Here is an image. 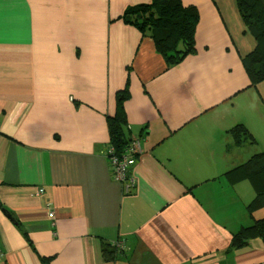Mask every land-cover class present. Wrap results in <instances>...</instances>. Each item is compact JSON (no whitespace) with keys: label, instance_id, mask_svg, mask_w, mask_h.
<instances>
[{"label":"crops","instance_id":"0c3cea01","mask_svg":"<svg viewBox=\"0 0 264 264\" xmlns=\"http://www.w3.org/2000/svg\"><path fill=\"white\" fill-rule=\"evenodd\" d=\"M147 1L0 0V264H264L262 238L228 251L264 217L251 183L225 176L264 150L241 62L255 41L235 0H182L199 12L197 51L167 67L118 18ZM127 76L132 194L107 158ZM237 123L256 144L233 143ZM118 238L110 263L103 242Z\"/></svg>","mask_w":264,"mask_h":264},{"label":"trees","instance_id":"16d2710c","mask_svg":"<svg viewBox=\"0 0 264 264\" xmlns=\"http://www.w3.org/2000/svg\"><path fill=\"white\" fill-rule=\"evenodd\" d=\"M235 3L245 24V31L251 34L255 41L251 50L241 54V61L250 85L257 86L264 81V0H235ZM118 18L125 24L135 27L142 37H151L157 53L164 58L167 67L181 62L197 51L195 34L199 12L195 5H185L182 0H149L125 6ZM129 97L127 76L124 87L116 93L115 112L107 116L109 146L112 148L111 153H107L108 160L111 156L123 157L131 143L136 142L130 136L125 111V101ZM226 134L232 138L235 145L244 142L257 143L254 135L243 123L235 124L226 131ZM131 170L132 168L128 172L127 181L130 179ZM225 176L231 184L243 179L251 183L255 196L247 206L250 213L264 206V150L228 170ZM134 190L135 184L129 190L124 189V192L132 194ZM256 237L264 239V217L254 219L250 225L243 226L233 233L228 251L242 248L250 239ZM102 250L105 260L113 263L117 257L114 246L103 242ZM41 260L43 264H51L52 256H42Z\"/></svg>","mask_w":264,"mask_h":264},{"label":"built area","instance_id":"2783aa9c","mask_svg":"<svg viewBox=\"0 0 264 264\" xmlns=\"http://www.w3.org/2000/svg\"><path fill=\"white\" fill-rule=\"evenodd\" d=\"M139 145L136 142H132L131 145L126 150L123 157L119 158L117 156H111L109 158L110 167L112 168L113 177L115 180L123 183V188L125 190H129L134 185V180L132 175H130L129 181H127V175L129 170L135 164L137 160V153L139 152ZM112 148L109 146L107 153H111ZM125 184V185H124ZM43 190H40L42 192ZM54 213L52 211L49 212V217L52 218ZM116 252L122 253L125 250V243L122 238H118L115 242L112 243Z\"/></svg>","mask_w":264,"mask_h":264},{"label":"rangeland","instance_id":"374dc122","mask_svg":"<svg viewBox=\"0 0 264 264\" xmlns=\"http://www.w3.org/2000/svg\"><path fill=\"white\" fill-rule=\"evenodd\" d=\"M257 86L250 85L248 91L257 94L260 100L259 104L261 112H257L259 113V120L257 121V126L255 127V135L258 137L260 141L259 143H261L264 147V81L258 83ZM246 101H252V99L250 97H246Z\"/></svg>","mask_w":264,"mask_h":264}]
</instances>
